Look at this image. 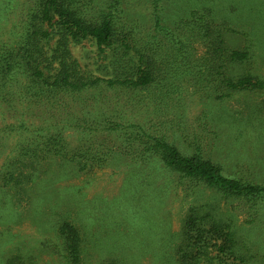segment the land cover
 Segmentation results:
<instances>
[{
    "label": "rangeland",
    "instance_id": "374dc122",
    "mask_svg": "<svg viewBox=\"0 0 264 264\" xmlns=\"http://www.w3.org/2000/svg\"><path fill=\"white\" fill-rule=\"evenodd\" d=\"M32 2L0 0V33L11 38L16 30L13 27ZM78 2L96 10L98 3L112 9L122 30H132L139 44L150 41L161 49L171 44L172 32L183 36L191 31L193 24L186 20L193 11L195 19L203 7L209 8L215 21L228 29L230 46L251 45L256 54L254 64L264 75V0ZM157 13L168 29L155 26ZM69 49L86 76L108 79L117 74L113 62L119 48L101 50L95 40L86 38L71 41ZM191 49V62H181L172 53L164 58L167 75L159 76L160 82L150 89L107 87L102 97L97 96L99 102L107 106L113 119L126 125L144 124L175 142L183 153L200 150L230 175L264 183V90L240 92L221 102L205 99L198 93L208 83L203 76L204 63L195 60L204 50L197 44ZM88 97L91 92L79 97L77 109L82 108L79 114L90 119V107L84 103L93 99ZM4 111L0 109V125L10 121L6 114L2 117ZM97 128L91 121L85 127L68 126L64 131L68 145L85 156L73 160L49 157L39 165L25 157L11 166L29 172L35 165L38 168L33 173L39 175L35 184L28 181L19 190L0 188V264H72L67 261L60 231L64 222L73 223L80 231L83 253L79 264H177L182 223L195 206L213 208L217 217L236 229L237 264H264V206L227 199L213 189L180 179L160 168L155 159L147 163L155 172L150 173L137 163L138 158H132L139 151L131 147L125 131L118 135ZM25 135L14 133L2 140L6 146L0 154L1 182L9 170L5 165L15 158V147L23 143ZM93 155L108 157L106 164L98 167L97 159H89ZM144 180H150L152 186L144 185Z\"/></svg>",
    "mask_w": 264,
    "mask_h": 264
},
{
    "label": "trees",
    "instance_id": "16d2710c",
    "mask_svg": "<svg viewBox=\"0 0 264 264\" xmlns=\"http://www.w3.org/2000/svg\"><path fill=\"white\" fill-rule=\"evenodd\" d=\"M32 1L27 5L24 18L13 27L16 30L11 38L5 36L6 32L0 33V109H5L2 117L6 114L10 120L0 125V154L6 146L3 139L14 133L22 136L28 132L23 143L15 147V158L5 165V169L9 170L5 174L7 177L0 181L1 189L19 190L28 181L35 184L39 174H34L33 169L38 167L30 166L29 172L11 167L19 159L33 158L34 163L39 165L41 160L49 157L73 160L76 156H85L68 145L64 131L68 126L85 127L87 122L92 121L97 129L103 127V130L119 132L118 135L125 131L123 134L131 147L139 151L132 158H138L137 163L144 164L150 173L155 174L147 163L155 159L160 168L180 179L213 189L227 199L264 206V183L230 175L219 162L200 150L183 153L175 142L151 131L144 124L126 125L121 119H113L107 106L97 97H102L107 87L132 91L150 89L160 82L159 76L167 75L164 69L168 63H162L164 58L172 53L181 62L194 60L191 46L195 44L204 50L195 60L204 63L203 76L208 83L198 93L205 99L221 102L240 92L263 91L264 75L254 64V49L251 45L230 46L226 39L228 29L215 21L211 9L203 7L195 19L193 11L186 20L193 24L191 31L183 36L172 32L171 44L166 43L161 49L160 44L155 47L150 41L139 44L136 38L133 39L132 30H122L116 13L99 6V3L96 10L86 4L78 5V0ZM162 1L155 0L161 4ZM156 19L155 26L161 30L168 29L160 23L161 14L157 13ZM86 38L95 40L101 50L110 48L118 51L119 48L113 62L118 69L116 75L108 79H93L81 71L71 55L69 43ZM88 92H91L88 98L93 101L84 105L90 107V119L79 114L82 108L77 109L81 105L79 97ZM89 159H97L98 167H101L108 157L93 155ZM143 183L152 186L150 180ZM212 211L210 207L204 210L195 206L186 214L177 264H237L236 229ZM60 231L67 261L79 264L83 241L78 227L64 222Z\"/></svg>",
    "mask_w": 264,
    "mask_h": 264
}]
</instances>
